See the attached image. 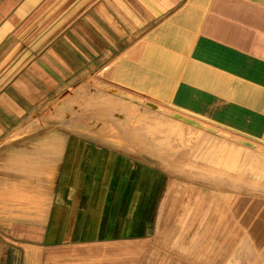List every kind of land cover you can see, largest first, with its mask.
I'll list each match as a JSON object with an SVG mask.
<instances>
[{"label":"rangeland","instance_id":"rangeland-1","mask_svg":"<svg viewBox=\"0 0 264 264\" xmlns=\"http://www.w3.org/2000/svg\"><path fill=\"white\" fill-rule=\"evenodd\" d=\"M17 3L0 0V252L18 264H264V140L178 121L156 83L125 80L116 0Z\"/></svg>","mask_w":264,"mask_h":264},{"label":"crops","instance_id":"crops-1","mask_svg":"<svg viewBox=\"0 0 264 264\" xmlns=\"http://www.w3.org/2000/svg\"><path fill=\"white\" fill-rule=\"evenodd\" d=\"M120 1L116 52L128 58L117 69L125 80L156 83L172 106L264 140V0H207L197 15L196 0H156V10L154 0L144 9ZM19 258L0 252V264Z\"/></svg>","mask_w":264,"mask_h":264},{"label":"bare ground","instance_id":"bare-ground-1","mask_svg":"<svg viewBox=\"0 0 264 264\" xmlns=\"http://www.w3.org/2000/svg\"><path fill=\"white\" fill-rule=\"evenodd\" d=\"M144 99V98H143ZM157 99V98H156ZM156 102V101H155ZM158 103V101H157ZM160 103V102H159ZM176 108V107H175ZM177 110H180V111H183L181 109H178L176 108ZM185 112V113H183ZM183 112H174L173 113V118L177 119L178 121H182V122H191L192 124L196 125V126H199V127H202L204 129H213L214 132H217V133H221L222 131L219 130L218 128L216 127H213V126H208V125H205L204 123H202V121H204L203 117L199 116V115H195V114H192V113H189L188 111H183ZM159 113V112H158ZM195 115V116H193ZM197 116V117H196ZM160 117V116H159ZM163 119V118H162ZM207 120V119H205ZM161 121V119H160ZM176 124V123H175ZM178 124V123H177ZM228 134V133H227ZM235 139H237V141L243 145H247V146H250L252 148H255L257 147V145H255L254 143L250 142V141H246V140H242V138H237L235 137ZM160 142L162 143V140H160ZM157 143V142H156ZM158 144V143H157ZM245 150L246 149H249V147H246L244 148ZM259 150L264 153V148H259Z\"/></svg>","mask_w":264,"mask_h":264},{"label":"water","instance_id":"water-1","mask_svg":"<svg viewBox=\"0 0 264 264\" xmlns=\"http://www.w3.org/2000/svg\"><path fill=\"white\" fill-rule=\"evenodd\" d=\"M210 130H213V129H210Z\"/></svg>","mask_w":264,"mask_h":264}]
</instances>
